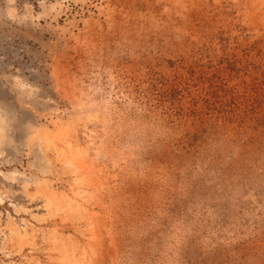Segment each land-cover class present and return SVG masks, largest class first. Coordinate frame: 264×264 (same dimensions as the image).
Here are the masks:
<instances>
[{"label": "rangeland", "instance_id": "obj_1", "mask_svg": "<svg viewBox=\"0 0 264 264\" xmlns=\"http://www.w3.org/2000/svg\"><path fill=\"white\" fill-rule=\"evenodd\" d=\"M0 264H264V0H0Z\"/></svg>", "mask_w": 264, "mask_h": 264}]
</instances>
